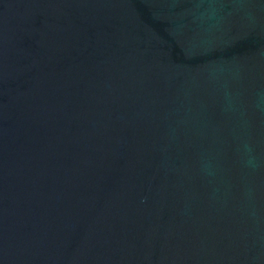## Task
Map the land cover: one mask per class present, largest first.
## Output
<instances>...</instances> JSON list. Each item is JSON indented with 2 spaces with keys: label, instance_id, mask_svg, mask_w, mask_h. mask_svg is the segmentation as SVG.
I'll list each match as a JSON object with an SVG mask.
<instances>
[{
  "label": "water",
  "instance_id": "1",
  "mask_svg": "<svg viewBox=\"0 0 264 264\" xmlns=\"http://www.w3.org/2000/svg\"><path fill=\"white\" fill-rule=\"evenodd\" d=\"M0 264H264V0H0Z\"/></svg>",
  "mask_w": 264,
  "mask_h": 264
}]
</instances>
